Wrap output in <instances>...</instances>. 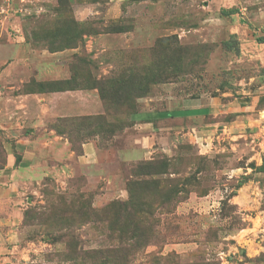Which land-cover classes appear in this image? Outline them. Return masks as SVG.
Returning a JSON list of instances; mask_svg holds the SVG:
<instances>
[{
    "label": "rangeland",
    "instance_id": "1",
    "mask_svg": "<svg viewBox=\"0 0 264 264\" xmlns=\"http://www.w3.org/2000/svg\"><path fill=\"white\" fill-rule=\"evenodd\" d=\"M256 43L264 0H0V170L9 144L30 156L21 168L14 153L22 262L264 264ZM60 90L91 91L103 114L51 118L33 97L13 99ZM201 98L231 110L205 118L222 135L187 120L142 141L131 122ZM236 109L259 125L231 129Z\"/></svg>",
    "mask_w": 264,
    "mask_h": 264
},
{
    "label": "crops",
    "instance_id": "2",
    "mask_svg": "<svg viewBox=\"0 0 264 264\" xmlns=\"http://www.w3.org/2000/svg\"><path fill=\"white\" fill-rule=\"evenodd\" d=\"M256 46L264 47V43H256ZM253 57L257 61L260 69L264 70V53ZM255 78L257 79L260 86H264V72L261 75L255 76ZM32 97L36 99V102H34L36 107L41 110V112L46 110L48 117L51 118H69L74 116L81 117L103 114V108L101 107L100 102L91 91L87 90H66L58 93H49L43 95L28 94L23 96H15L13 99L14 101H20L23 99H31ZM216 104V100H213L212 102L204 101L202 98L200 100H190L189 104H186L183 108H181V110L177 112L179 116H175L173 118L165 116L166 113H169L166 111L137 112L135 115V120L132 122L133 127L135 129H147L145 130L146 133L141 136L142 141L145 139L155 141L154 136L158 135L159 133L170 132L171 128H173V124L176 125L179 122H185L187 120H194L198 123L197 125H194V131L197 133V135H203L209 131H212L213 129L215 132L221 134L222 132H225L228 127L224 126L222 129L218 128L221 125L220 121L209 125L210 123L205 121V118H217L223 113H227L231 110L228 108L226 109L227 105L223 104L222 101L218 103L221 106L219 109L214 107ZM254 104H256V101L253 100L252 106H254ZM250 107L251 106L248 108ZM221 108H223V110H221ZM235 111L237 112L234 115L235 120L232 123L233 125H231V129L240 131L239 128L241 125L244 126V118L249 120L250 126L259 125H257V116L253 114H247L243 117L239 115L240 112L237 109ZM146 116L151 119L149 122L145 121L144 118ZM36 121H38V125H41L42 122L40 119ZM245 130L247 132L249 128L247 127ZM228 132H230V130ZM230 134L234 136L238 135L234 134V132ZM46 138L47 136H44V133H41L37 139ZM48 138L54 141V145L57 147V149L65 148L67 151V157H70L71 152H69L67 144L61 141L60 137L56 136V138H54L53 136H48ZM9 145L7 161L5 162L3 169L0 170V264H25L22 262L25 257L22 254L17 253L18 251H15L17 245L14 242V237L16 235L13 233V230L20 225L22 209L17 195L18 187L15 184L18 182V176L21 173L19 170L13 169V165H15L14 153L18 147L19 149L22 148L21 152H18L17 150V152L21 155V159L19 158L18 160L19 167L25 168V166H28L29 162L26 161L30 160V156L27 147L25 146L23 148V146H21L18 141L13 144V147L12 144ZM62 154L63 152L61 151L60 155ZM86 155L84 154L82 158H84ZM119 156L122 159H126L125 154L122 152L119 154Z\"/></svg>",
    "mask_w": 264,
    "mask_h": 264
},
{
    "label": "trees",
    "instance_id": "3",
    "mask_svg": "<svg viewBox=\"0 0 264 264\" xmlns=\"http://www.w3.org/2000/svg\"><path fill=\"white\" fill-rule=\"evenodd\" d=\"M221 14H222L224 17H228V16L233 15L234 12H233V10H221ZM222 48L225 49L226 51H229L230 48L228 47V42H224V43L222 44ZM263 72H264V70H263ZM62 91H66V90H60V92H62ZM135 115H136V113H132V114L130 115L131 122H133V121L135 120ZM165 116L170 117V118H173V117H175V116H179V115H178V113H166ZM144 119H145L146 122H149V121L151 120V119H149L148 116H146ZM71 142H72V140H71ZM117 223H118V221H117Z\"/></svg>",
    "mask_w": 264,
    "mask_h": 264
},
{
    "label": "clouds",
    "instance_id": "4",
    "mask_svg": "<svg viewBox=\"0 0 264 264\" xmlns=\"http://www.w3.org/2000/svg\"><path fill=\"white\" fill-rule=\"evenodd\" d=\"M90 11V10H89Z\"/></svg>",
    "mask_w": 264,
    "mask_h": 264
}]
</instances>
